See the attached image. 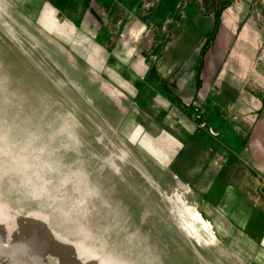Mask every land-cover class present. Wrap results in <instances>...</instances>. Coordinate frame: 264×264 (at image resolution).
<instances>
[{"label":"rangeland","instance_id":"obj_1","mask_svg":"<svg viewBox=\"0 0 264 264\" xmlns=\"http://www.w3.org/2000/svg\"><path fill=\"white\" fill-rule=\"evenodd\" d=\"M230 3L204 51L202 0H0V264H264V177L239 166L225 194L187 141L221 115L225 25L264 46V0ZM177 192L214 244L181 229Z\"/></svg>","mask_w":264,"mask_h":264},{"label":"crops","instance_id":"obj_2","mask_svg":"<svg viewBox=\"0 0 264 264\" xmlns=\"http://www.w3.org/2000/svg\"><path fill=\"white\" fill-rule=\"evenodd\" d=\"M248 29L237 25L231 31L225 25V32L221 30L225 36V42L221 40L220 45L223 68L216 83L205 93L212 105L221 110V115L213 109L208 116V124L215 131L207 130L192 138L187 135V141L191 144L196 141L206 154V158L201 157L191 166L198 169L193 174L206 183L210 176L224 180L225 188L215 180L211 187H218L217 190L221 187L225 194L233 190L229 177L238 175L239 166L243 174L246 171L264 177V46L256 42ZM213 49L209 53L214 54ZM219 160L224 163L219 164ZM199 186L203 190L206 185Z\"/></svg>","mask_w":264,"mask_h":264},{"label":"bare ground","instance_id":"obj_3","mask_svg":"<svg viewBox=\"0 0 264 264\" xmlns=\"http://www.w3.org/2000/svg\"><path fill=\"white\" fill-rule=\"evenodd\" d=\"M169 200L173 205L179 226L189 237L206 245L216 242L217 233L213 223L196 204L187 203L180 192L174 193Z\"/></svg>","mask_w":264,"mask_h":264},{"label":"trees","instance_id":"obj_4","mask_svg":"<svg viewBox=\"0 0 264 264\" xmlns=\"http://www.w3.org/2000/svg\"><path fill=\"white\" fill-rule=\"evenodd\" d=\"M90 2V0H88ZM231 0H202L203 7L207 14L214 15L215 17V23L213 27V31L211 34L208 35L207 40L203 46V50L206 51L209 49L210 46H212L214 39L216 38V35L219 31V27L221 25V16L222 12L231 4ZM204 66V59H201L200 61V68L198 71V77H197V87H201V79H200V72L202 71Z\"/></svg>","mask_w":264,"mask_h":264},{"label":"built area","instance_id":"obj_5","mask_svg":"<svg viewBox=\"0 0 264 264\" xmlns=\"http://www.w3.org/2000/svg\"><path fill=\"white\" fill-rule=\"evenodd\" d=\"M199 118L203 119L202 114L199 115ZM201 126H205V123L201 124Z\"/></svg>","mask_w":264,"mask_h":264}]
</instances>
